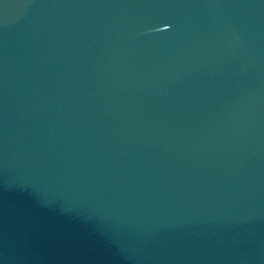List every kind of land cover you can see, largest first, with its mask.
Segmentation results:
<instances>
[{
  "label": "water",
  "instance_id": "obj_1",
  "mask_svg": "<svg viewBox=\"0 0 264 264\" xmlns=\"http://www.w3.org/2000/svg\"><path fill=\"white\" fill-rule=\"evenodd\" d=\"M0 264H264V0H0Z\"/></svg>",
  "mask_w": 264,
  "mask_h": 264
}]
</instances>
